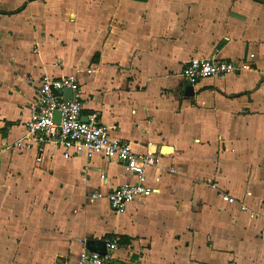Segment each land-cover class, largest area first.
Wrapping results in <instances>:
<instances>
[{"label":"crops","instance_id":"0c3cea01","mask_svg":"<svg viewBox=\"0 0 264 264\" xmlns=\"http://www.w3.org/2000/svg\"><path fill=\"white\" fill-rule=\"evenodd\" d=\"M213 57L240 69L183 79ZM44 76L76 78L84 120L159 158L157 193L116 214L123 166L40 151ZM0 157V264H79L90 240H119L116 264H264V0H0Z\"/></svg>","mask_w":264,"mask_h":264},{"label":"built area","instance_id":"2783aa9c","mask_svg":"<svg viewBox=\"0 0 264 264\" xmlns=\"http://www.w3.org/2000/svg\"><path fill=\"white\" fill-rule=\"evenodd\" d=\"M240 69L234 61L213 58H193L182 68L183 79L188 84H197L210 78H221L236 73ZM72 90V99L66 97V91ZM33 117L27 123L29 137L40 145V151L46 144H58L65 150V157H71L70 150L80 148L88 159L101 157L109 162L123 166L126 172L137 178L133 184H124L114 188L105 198L116 214H124L135 203L144 202L158 192L148 179L149 167H160L158 157L137 155L130 144L113 136L96 115L83 118L84 103L82 88L74 77L42 78L37 97L32 105ZM61 114L60 123L55 121ZM22 143L17 147L21 148ZM42 158H39L40 162ZM0 157V171L2 169ZM173 171V170H172ZM104 179L105 177L102 176ZM224 201L236 203L230 195H222ZM103 198L102 194H93L92 200ZM247 211V206H242ZM119 240L108 243L106 256L86 251L81 255L79 264H116L114 252Z\"/></svg>","mask_w":264,"mask_h":264},{"label":"water","instance_id":"95a60500","mask_svg":"<svg viewBox=\"0 0 264 264\" xmlns=\"http://www.w3.org/2000/svg\"><path fill=\"white\" fill-rule=\"evenodd\" d=\"M186 94H187V96H193L194 95L193 87H188ZM72 96H73V91L72 90H67L66 91V97L68 99H72ZM60 119H61V114L60 113H57L56 114V117H55V121H56L57 124L60 123ZM87 248H88V250L90 252L98 253V254L103 255V256H106L107 253H108V244L105 241L90 240L88 242ZM63 261L64 260L59 259L58 260V263L64 264Z\"/></svg>","mask_w":264,"mask_h":264}]
</instances>
